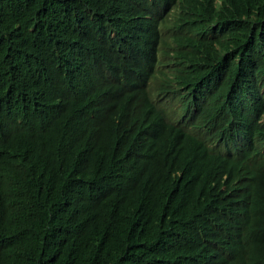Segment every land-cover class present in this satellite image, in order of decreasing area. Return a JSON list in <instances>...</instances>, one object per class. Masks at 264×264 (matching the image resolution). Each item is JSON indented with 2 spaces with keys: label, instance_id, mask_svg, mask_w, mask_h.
Listing matches in <instances>:
<instances>
[{
  "label": "trees",
  "instance_id": "obj_1",
  "mask_svg": "<svg viewBox=\"0 0 264 264\" xmlns=\"http://www.w3.org/2000/svg\"><path fill=\"white\" fill-rule=\"evenodd\" d=\"M0 264H264V0H0Z\"/></svg>",
  "mask_w": 264,
  "mask_h": 264
},
{
  "label": "bare ground",
  "instance_id": "obj_2",
  "mask_svg": "<svg viewBox=\"0 0 264 264\" xmlns=\"http://www.w3.org/2000/svg\"><path fill=\"white\" fill-rule=\"evenodd\" d=\"M228 28V27H227ZM261 87V86H260ZM258 88V87H257ZM250 128V127H249ZM251 129V128H250ZM235 130V129H234ZM237 130V129H236ZM248 132H249V130H248ZM228 135H230V134H228ZM113 136V135H112ZM249 138H250V136H249ZM247 146V145H246ZM249 156H247L246 158H248ZM245 161V160H244Z\"/></svg>",
  "mask_w": 264,
  "mask_h": 264
}]
</instances>
